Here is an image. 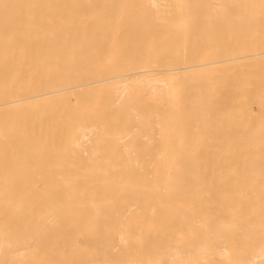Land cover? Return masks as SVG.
Returning <instances> with one entry per match:
<instances>
[{
    "label": "bare ground",
    "instance_id": "bare-ground-1",
    "mask_svg": "<svg viewBox=\"0 0 264 264\" xmlns=\"http://www.w3.org/2000/svg\"><path fill=\"white\" fill-rule=\"evenodd\" d=\"M203 2L0 0V264H264V89L175 80L264 51L189 47Z\"/></svg>",
    "mask_w": 264,
    "mask_h": 264
},
{
    "label": "rangeland",
    "instance_id": "rangeland-1",
    "mask_svg": "<svg viewBox=\"0 0 264 264\" xmlns=\"http://www.w3.org/2000/svg\"><path fill=\"white\" fill-rule=\"evenodd\" d=\"M249 3L245 5L246 7H254L252 4L253 0H247ZM257 10H245L241 11L242 4L236 0H204L203 6H198V9L193 7V12H198L196 18L197 26L191 32L185 31L181 32L179 35H187V43L190 47L191 43H196L199 51L204 56L206 52L212 51L217 48L221 52L230 51L233 48H236L239 53L242 54H253L258 51H264V0L258 1ZM188 3V2H187ZM187 9H190L188 5H185ZM184 8V4H183ZM185 9V8H184ZM191 10V11H192ZM201 11V14H200ZM200 14V15H199ZM223 16V22H219L215 28L207 27V17L212 15L217 21L219 15ZM200 17V19H199ZM187 16L178 18L185 20ZM183 26V25H182ZM156 35L155 31H149L146 34V37H153ZM156 52V56L163 54V56H169L171 49L169 46H165V52ZM143 51V50H141ZM165 53V55H164ZM141 60L152 59L154 56L153 53H149L147 56L144 53H141ZM146 60L141 64H149ZM242 68L226 70L222 69L217 73L214 79L208 78L209 75H203L199 78L193 79L190 78H178L177 81H183L189 83V88L191 89H200L202 85L208 81L212 80L215 82L219 81L216 86V90L211 93L212 97H225L229 94L226 92L223 93V89L227 88L223 84L227 80L235 78L236 82H239V85L232 86L234 92L232 95L234 97H250L260 98L263 95L261 92L264 89V58H261L258 62L255 60L243 61L241 66ZM242 75V76H241ZM199 76V75H198ZM194 82V84H192Z\"/></svg>",
    "mask_w": 264,
    "mask_h": 264
}]
</instances>
